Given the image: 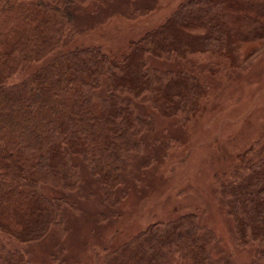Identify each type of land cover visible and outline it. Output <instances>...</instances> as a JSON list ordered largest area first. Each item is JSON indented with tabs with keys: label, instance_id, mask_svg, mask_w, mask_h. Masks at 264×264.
I'll list each match as a JSON object with an SVG mask.
<instances>
[{
	"label": "trees",
	"instance_id": "1",
	"mask_svg": "<svg viewBox=\"0 0 264 264\" xmlns=\"http://www.w3.org/2000/svg\"><path fill=\"white\" fill-rule=\"evenodd\" d=\"M90 1L0 0V227L21 241L61 223L62 200L49 199L42 186L77 189L81 177L73 156L88 165L106 195L123 182L129 167L124 155L139 151L138 135L153 126L150 116L135 112L134 100L165 116L196 109L204 87L198 78L152 67L150 56L238 55L242 41L264 39V0H184L119 59L100 47L75 48L9 84L18 70L59 48L74 7ZM262 152L251 148L239 156L242 167L221 185L242 244L264 246ZM213 238L188 213L164 227L149 226L123 252H111L107 264H219L208 249ZM259 259L251 264H264Z\"/></svg>",
	"mask_w": 264,
	"mask_h": 264
},
{
	"label": "rangeland",
	"instance_id": "2",
	"mask_svg": "<svg viewBox=\"0 0 264 264\" xmlns=\"http://www.w3.org/2000/svg\"><path fill=\"white\" fill-rule=\"evenodd\" d=\"M183 1L91 0L75 6L59 48L18 70L8 83L16 84L75 48L96 46L119 59ZM242 45L238 55L198 51L184 58L150 56L152 67L198 78L204 87L196 109L165 116L134 100L135 112L150 116L153 126L138 135L140 150L124 155L129 167L121 174L123 182L106 195L88 165L73 156L81 177L77 189L42 186L49 199L62 200L61 223L26 242L0 227V264H107L111 252H123L149 226L164 227L188 213L196 214L213 234L208 249L219 264L262 260L264 246L242 244L237 238L221 192L232 171L242 167L239 156L252 148L262 149L264 157V39ZM231 55H242L243 61ZM103 83L99 93L105 95L107 80Z\"/></svg>",
	"mask_w": 264,
	"mask_h": 264
}]
</instances>
